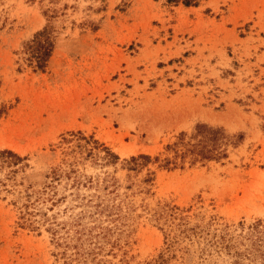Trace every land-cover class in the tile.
Returning <instances> with one entry per match:
<instances>
[{
  "label": "rangeland",
  "instance_id": "1",
  "mask_svg": "<svg viewBox=\"0 0 264 264\" xmlns=\"http://www.w3.org/2000/svg\"><path fill=\"white\" fill-rule=\"evenodd\" d=\"M0 264H264V0H0Z\"/></svg>",
  "mask_w": 264,
  "mask_h": 264
},
{
  "label": "trees",
  "instance_id": "2",
  "mask_svg": "<svg viewBox=\"0 0 264 264\" xmlns=\"http://www.w3.org/2000/svg\"><path fill=\"white\" fill-rule=\"evenodd\" d=\"M199 127H203V126H199ZM203 129H205L206 131L210 132V133H215L216 131L210 128H200L198 131H202ZM209 129V130H208Z\"/></svg>",
  "mask_w": 264,
  "mask_h": 264
}]
</instances>
